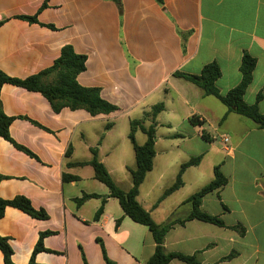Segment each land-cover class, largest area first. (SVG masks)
<instances>
[{
    "label": "crops",
    "instance_id": "1",
    "mask_svg": "<svg viewBox=\"0 0 264 264\" xmlns=\"http://www.w3.org/2000/svg\"><path fill=\"white\" fill-rule=\"evenodd\" d=\"M163 2L164 7L155 0H122L120 9L111 0H0L1 71L25 80L51 68L70 45L87 56L79 84L100 88L103 99L119 108L98 116L70 108L56 113L42 94L3 86V110L14 118L11 139L33 156L0 138V197H25L48 216L39 220L6 208L0 236L9 240L14 264H31L42 234L45 250L33 264H105L102 247L117 264H145L154 255L151 232L125 216L88 163L97 149L117 185L129 190L132 180H118L115 172L136 167L131 122L143 120L149 128L153 120L144 115L159 104L164 110L155 120L154 166L138 197L153 220L164 225L185 219L192 211L188 199L213 181L215 167L228 181L207 194L200 207L224 226L200 220L176 224L165 237V251L196 256L201 264H264V129L175 76H199L216 63L221 70L216 85L225 96L241 83L248 54L256 65L244 101L264 114V0ZM33 16L38 23L22 18ZM179 31L190 33L185 52ZM107 124L112 127L105 131ZM135 138L139 145L147 141L141 130ZM197 157L201 163L185 171L181 189L156 206L180 167ZM157 165L159 173L147 180ZM171 169L172 180H164ZM84 194L106 197L99 221L94 216L102 199L78 206L76 199ZM0 264H5L1 251Z\"/></svg>",
    "mask_w": 264,
    "mask_h": 264
},
{
    "label": "trees",
    "instance_id": "2",
    "mask_svg": "<svg viewBox=\"0 0 264 264\" xmlns=\"http://www.w3.org/2000/svg\"><path fill=\"white\" fill-rule=\"evenodd\" d=\"M115 2L121 9L122 0H111ZM160 6L164 7L163 0H155ZM47 4L43 5L45 8ZM30 23H38L37 16L22 17ZM3 22H0V27ZM54 29L53 26H50ZM182 39V49L186 51V44L189 32L179 31ZM87 56L77 54L73 47L70 45L64 46L61 51L60 57L55 61L54 65L42 71L41 73L27 78L25 80L13 79L7 76L0 70V138L14 143L10 136V127L14 121L13 117H9L3 110L1 101V91L4 85L11 84L25 88L32 92L42 94L51 104L53 110L59 113L64 108H70L71 110H86L92 116H98L101 114L109 115L119 110L115 105L107 102L101 95V89L96 87H83L78 82L80 74L86 71ZM256 61L250 55L245 54L242 60L241 83L231 90L227 95L220 94L217 88L216 82L221 76V70L218 64L213 63L204 67L201 75H184L177 73L175 76L183 77L187 81L195 84L201 88L205 95L214 96L218 98L230 111H234L241 116H244L260 128L264 129V114L260 112L257 105H248L244 101L245 93L252 83L253 71L255 69ZM47 78H52L51 82H46ZM261 96L258 97V100ZM164 110V105H156L151 113L144 115V119L151 118L153 125L149 128L143 126V120H133L131 122V129L129 139L133 145L136 167L130 170L132 186L129 190L121 189L112 178L107 168L99 160V152L97 149L92 150V160L88 165L92 166L94 170V177L96 180L104 184L109 190V197L115 198L119 201L121 208L124 211L125 216L129 217L133 222L145 226L151 232L156 244L154 255L145 262V264H170L174 260L184 262L186 264H201L196 256H188L181 253L166 252L164 248L165 237L170 229L176 225H184L191 220H200L203 222L211 223L219 227H223L224 223L218 218L204 213L201 210L202 199L209 193L214 192L227 184V179L220 171L219 166L214 169V179L208 185H206L199 192L194 194L188 199V202L192 204L191 213L182 220H174L164 225L157 224L151 214L143 208L139 203L138 197L140 187L146 179L149 172L153 170L154 159L156 156V118ZM193 121V120H192ZM112 124H107L105 131L110 130ZM138 130H141L147 135V141L143 145H139L136 142L135 134ZM205 138L208 139V136ZM15 144V143H14ZM15 146L33 156L27 149ZM202 157L192 158L187 163H184L177 174L176 180L171 187L165 190L162 197L159 199L156 206H158L165 198L173 194L183 186V175L185 171L190 167L200 165ZM80 166L84 163L78 164ZM4 177L0 174V183ZM74 177L64 176L65 181H72ZM101 198L102 206L96 212L94 216L95 221H99L104 213V205L107 202L106 197H101L97 194H84L81 198L76 199L77 205L81 206L89 200ZM7 207H13L22 210L35 219L45 220L48 218L47 214L43 210H36L31 205V202L25 197L19 196L13 200H4L0 197V219L3 218ZM119 224V222L117 223ZM241 235L245 234L243 227L237 228ZM46 234H42L32 254L31 264L34 263L35 256L44 251L43 239ZM105 264H117L108 258L104 247H102ZM0 251L4 255L5 264H14L12 261L13 250L9 244V240L0 236ZM235 257V254L230 255L226 260H231Z\"/></svg>",
    "mask_w": 264,
    "mask_h": 264
},
{
    "label": "rangeland",
    "instance_id": "3",
    "mask_svg": "<svg viewBox=\"0 0 264 264\" xmlns=\"http://www.w3.org/2000/svg\"><path fill=\"white\" fill-rule=\"evenodd\" d=\"M121 131V125H119V127L117 128L116 132H119ZM129 146H131V143L128 142ZM89 170V169H88ZM92 171V170H91ZM160 169L157 165V167L155 168V171H154V175H150L147 180H153L154 176H156L158 173H159ZM172 172H173V169L169 170L168 174H167V177L164 179V180H172ZM93 173V172H92ZM115 177L116 179L118 180H130L131 179V174H130V171L129 169H127L126 171H124V173L122 174L121 170H117V172H115ZM127 177V178H126ZM132 180V179H131Z\"/></svg>",
    "mask_w": 264,
    "mask_h": 264
},
{
    "label": "built area",
    "instance_id": "4",
    "mask_svg": "<svg viewBox=\"0 0 264 264\" xmlns=\"http://www.w3.org/2000/svg\"><path fill=\"white\" fill-rule=\"evenodd\" d=\"M228 141V139H226V142Z\"/></svg>",
    "mask_w": 264,
    "mask_h": 264
}]
</instances>
